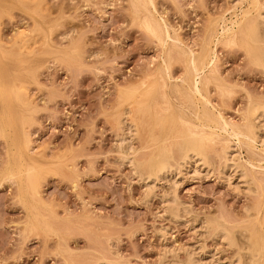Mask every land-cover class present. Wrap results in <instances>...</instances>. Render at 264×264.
I'll use <instances>...</instances> for the list:
<instances>
[{"label": "rangeland", "instance_id": "rangeland-1", "mask_svg": "<svg viewBox=\"0 0 264 264\" xmlns=\"http://www.w3.org/2000/svg\"><path fill=\"white\" fill-rule=\"evenodd\" d=\"M257 1L0 0V264L231 263L218 227L264 247V122L246 116L264 103ZM206 49L201 95L251 143L194 116L188 54ZM186 129L206 138V167L152 183L160 157L181 162Z\"/></svg>", "mask_w": 264, "mask_h": 264}, {"label": "bare ground", "instance_id": "bare-ground-1", "mask_svg": "<svg viewBox=\"0 0 264 264\" xmlns=\"http://www.w3.org/2000/svg\"><path fill=\"white\" fill-rule=\"evenodd\" d=\"M146 3V2H145ZM148 3L149 4H152V0H148ZM135 4H137L136 3V1H135ZM251 4H253L255 7H257V5H258V1L257 0H252V3ZM137 7V6H136ZM138 8V7H137ZM143 8V7H142ZM140 9V8H139ZM153 9V8H152ZM232 9V8H231ZM241 12V11H240ZM246 12V11H245ZM244 12V13H245ZM228 13V12H227ZM243 13V12H242ZM245 14H247V13H245ZM240 15V14H239ZM246 16V15H245ZM262 16V15H261ZM146 17V16H145ZM149 18V17H148ZM264 18V17H263ZM262 18V19H263ZM149 20V19H148ZM154 20V19H153ZM156 20V19H155ZM235 20V19H234ZM150 22V21H149ZM154 22H156V21H154ZM163 22V21H162ZM260 22V21H259ZM144 23V22H143ZM223 23V22H222ZM239 23H241V20H240V22ZM262 23H263V26H264V22L262 21ZM261 23V24H262ZM159 24V23H158ZM164 23H162V25L160 26L161 28L163 27V30H164V33H163V36H165V39L167 38V39H169V36H168V33H167V30H166V28H168V27H166L165 28V26L163 25ZM260 24V25H261ZM160 25V24H159ZM235 25H237L236 24V21L234 22H231L230 24H229V26H227V25H225L224 26V28H221L222 29V31H224V32H226V33H230V32H233L234 31V29H235ZM156 26V25H155ZM152 27V26H151ZM256 27H257V25H256ZM157 29H158V26H157ZM157 29H155V31L157 30ZM162 29H160V31H161ZM162 30V31H163ZM244 30V29H243ZM250 30V29H249ZM262 30H264V27H263V29ZM158 31V30H157ZM221 31V32H222ZM246 32V31H245ZM251 33V32H250ZM262 33H263V31H260V30H258V29H256V30H252V39L254 40V41H256V42H264V38H263V35H262ZM165 34V35H164ZM264 34V33H263ZM236 35V34H235ZM161 36H162V34H161ZM225 36V35H224ZM160 37V36H159ZM246 37V36H245ZM161 39H162V37H161ZM170 40V39H169ZM236 41V40H235ZM164 42V41H163ZM176 42V41H175ZM251 43V42H250ZM213 44H214V42H213ZM208 49V48H207ZM203 50V51H201V53H199L198 55H194L193 53H189L188 54V64H189V66H190V72H191V74H192V79H191V82H190V93H192V95L193 96H195V97H199V100H200V103H201V105H199V106H196V110H195V117H196V119H198V120H201L200 121V123H202V125L203 126H208V127H210V125L212 124V125H214L215 127H219V129L223 132V133H228V135H230V136H232V137H234L236 140H237V142L239 143L240 142V138H248V140L250 139V143L252 142V141H254V139H255V135H254V133L252 132V128L249 126H247L246 128H245V130H243V129H240V127H238V126H234V125H230L229 123H227L225 120H223V118H222V116L220 115V114H215V113H213L209 108H208V105H209V100H208V98L206 97V96H202L201 95V90H200V86H201V75L203 74V71L205 70V69H207V68H209L212 64H213V59H214V57H212V55L211 54H213L212 52H214V50H211V49H209V51L208 50ZM253 52V51H252ZM184 53V52H183ZM183 55V54H182ZM187 57V56H186ZM161 59V58H160ZM186 59V58H185ZM186 63V62H185ZM260 66V65H259ZM206 75V74H205ZM167 78V77H166ZM187 78V77H186ZM190 78V77H189ZM184 79V78H183ZM198 79H199V81H198ZM184 83V82H183ZM187 83H188V81H187ZM17 85V84H16ZM186 84H184V86H185ZM186 87H187V85H186ZM183 88V87H182ZM184 89V88H183ZM203 89V88H202ZM19 90V89H18ZM21 90V89H20ZM188 90V89H187ZM187 90H185V92L187 91ZM187 93H189L188 91H187ZM138 97V96H137ZM21 98V97H20ZM185 98V97H184ZM10 99V98H9ZM22 100V99H21ZM186 100V99H185ZM199 100H197V101H199ZM191 102V101H190ZM199 103V104H200ZM190 104V103H189ZM194 104V103H193ZM191 105V104H190ZM195 107V105H192V107ZM191 110V109H190ZM192 111V110H191ZM183 113V112H182ZM128 114V113H127ZM189 115V114H188ZM247 117H249V118H252V121H254V120H256V118H258V117H262V121L264 122V120H263V117H264V103H259V102H251L250 103V105H249V107H248V110H247V115H246ZM184 117H186V116H184ZM174 118V117H173ZM183 119V118H182ZM191 119V118H190ZM195 119V118H194ZM195 119V120H196ZM254 119V120H253ZM259 119V118H258ZM257 119V120H258ZM11 120V119H10ZM12 122V121H11ZM198 122V121H197ZM257 122H259V121H257ZM121 123V122H120ZM177 123V122H176ZM260 124H261V121H260ZM211 125V126H212ZM264 124H262V126H263ZM123 126V125H122ZM135 126V125H134ZM133 126V127H134ZM200 126V125H199ZM259 127H260V125H259ZM122 128V127H121ZM128 128H130L131 129V126L130 127H128ZM128 128H126L127 130H128ZM211 128V127H210ZM264 128V127H263ZM5 129V128H4ZM8 129V128H7ZM125 129V130H126ZM129 129V130H130ZM122 130V129H121ZM124 130V131H125ZM128 130V131H129ZM187 131L185 132V131H182V147H180L181 149H182V154H183V156H182V158H181V162L179 163V164H176V167H172V166H170L169 165V163H168V159L164 156V157H160L158 160H156L152 165H151V167H150V169H149V173L147 174V177L146 178H150V179H152V183H153V181H155L156 182V180H162V178L161 177H165V176H167V175H172L171 177H176L177 176V174H179V172H180V170H184V168H186L188 165L190 166L191 165V167H192V171L194 170V172L193 173H196V172H198V170L202 167V169L204 168V167H206V153L204 152V148H205V144H206V138L203 136V135H201V133H199V134H195V133H193L191 130H188V129H186ZM7 131V130H6ZM137 131V130H136ZM1 132H2V130H1ZM127 132V131H126ZM175 132V131H174ZM176 132H178V131H176ZM124 133V132H123ZM215 133V132H214ZM1 134V133H0ZM126 134V133H125ZM128 134V133H127ZM129 135V134H128ZM132 135V134H131ZM123 137H124V134L122 135ZM176 136V135H175ZM213 136V135H212ZM0 137H1V135H0ZM123 137H121L122 139H123V141H125V142H123V143H129V140H125ZM148 139H149V137H147ZM122 139H120V140H122ZM146 139V138H145ZM171 139V138H170ZM131 140V139H130ZM247 140V141H248ZM262 140V139H261ZM127 141V142H126ZM259 141V140H258ZM263 141V140H262ZM262 141H260L261 143H262ZM121 142V143H122ZM120 143V144H121ZM131 143V142H130ZM153 143V142H152ZM174 143V142H173ZM256 143V142H255ZM263 143H264V141H263ZM119 144V145H120ZM178 144V143H177ZM164 145V144H163ZM260 145V144H259ZM121 146V145H120ZM150 146V145H149ZM174 146V145H173ZM144 147H146V145L144 146ZM161 147V146H160ZM178 147V146H177ZM128 149H129V144H128V147H127ZM121 149H122V147H121ZM166 149V148H165ZM172 149V148H171ZM233 149V148H232ZM238 149V148H237ZM125 150V149H124ZM161 150H162V147H161ZM169 150V149H168ZM264 150V149H263ZM121 151V150H120ZM126 151V150H125ZM128 151V150H127ZM133 151V150H132ZM161 152V151H160ZM22 153V152H21ZM152 153V152H151ZM166 153V152H165ZM181 153V152H180ZM235 153V151L233 150V152L232 151H230V152H225V163H226V167H233V166H236V164L234 165V162H232V157H233V154ZM128 154V153H127ZM169 154V153H168ZM170 155V154H169ZM234 155H237V153H235ZM148 156V155H147ZM162 156V155H161ZM171 156V155H170ZM152 157V156H151ZM129 158V157H128ZM123 159V158H122ZM235 159V158H234ZM125 160V159H124ZM237 160H239L238 158H237ZM131 161V160H130ZM147 161V160H146ZM127 162H128V160H127ZM146 163V162H145ZM16 164V163H15ZM128 164H130V163H128ZM149 164V163H148ZM210 165H211V163H209ZM225 165V164H224ZM224 165H223V167H224ZM209 165H208V163H207V167H208ZM147 167V166H146ZM190 167V168H191ZM226 167H224L225 169H226ZM135 168H136V166H135ZM188 168V167H187ZM209 168H211V167H209ZM209 168H207V170H209ZM223 168V169H224ZM206 169V168H205ZM225 169H224V171H225ZM232 169V168H231ZM234 169H236V167L234 168ZM211 170V169H210ZM239 170V169H238ZM16 171V170H15ZM185 171H186V169H185ZM203 171V170H202ZM206 171V170H205ZM235 171V170H234ZM234 171H232V173H236V172H238V171H236V172H234ZM182 172V171H181ZM210 172V171H209ZM220 172V171H219ZM140 173V172H139ZM185 173V172H184ZM199 173H200V171H199ZM221 173H222V171H221ZM205 174H206V172H205ZM242 173H240V175H241ZM12 175V174H11ZM15 175H16V173H15ZM223 175V174H222ZM221 175V177L222 178H224L223 176ZM10 176V175H9ZM20 176V175H19ZM182 176V175H181ZM184 176H185V174H184ZM242 176V175H241ZM38 177V176H37ZM140 177H141V175H140ZM144 177V176H143ZM170 177V176H169ZM174 177V178H175ZM232 177V176H231ZM239 177V176H238ZM7 178H9V177H7ZM15 178V177H14ZM17 178V177H16ZM146 178H144V180L146 179ZM160 178V179H159ZM166 178V177H165ZM164 178V179H165ZM179 178V177H178ZM227 179H228V176L226 177ZM225 178V179H226ZM245 178V177H244ZM143 178H141V180H142ZM173 179V178H172ZM176 179V178H175ZM175 179H173V180H175ZM241 178H239V180H240ZM243 179V178H242ZM148 180V179H147ZM222 180H224V179H222ZM18 181V180H17ZM26 181V180H25ZM29 180H27V182H28ZM148 181H150V180H148ZM167 181V180H166ZM226 181V180H225ZM228 182H230L229 180H228ZM22 183V182H21ZM173 183H175L174 181H172L171 182V184H173ZM244 183H245V181H244ZM248 183V182H247ZM149 184V183H148ZM243 184V183H242ZM26 185V184H25ZM28 185H29V183H28ZM144 185V184H143ZM145 185H147V184H145ZM147 186H152V184L151 185H147ZM171 186H175V184H173V185H171ZM171 186H170V188H171ZM154 186H152V187H150L151 189L153 188ZM25 188H26V186H25ZM28 188H29V186H28ZM173 188V187H172ZM246 188V187H245ZM147 189H148V187H147ZM175 189V188H174ZM174 189H172V190H174ZM25 190V189H24ZM38 190V189H37ZM149 190V189H148ZM26 191V190H25ZM27 192V191H26ZM38 192H39V190H38ZM250 192V191H249ZM171 193V192H170ZM173 193V194H172ZM172 193H171V196L169 197V198H166V195L164 196V203L166 204L165 206H166V210L167 209H169V210H167V211H169V212H171V214L175 217L178 213V211H180L179 210V203H178V201H177V197L174 195V193H175V190H174V192L172 191ZM32 194V193H31ZM20 195H21V193H20ZM25 195V194H24ZM167 195H170V194H167ZM162 198V197H161ZM25 200V199H24ZM163 200V199H162ZM31 202V201H30ZM35 205H37V204H35ZM38 207H39V205H38ZM33 208V207H32ZM183 209V208H182ZM181 209V210H182ZM41 210V209H40ZM39 210V211H40ZM244 212H245V210H244ZM34 213V212H33ZM32 213V214H33ZM37 213V212H36ZM175 213H177L176 215H174ZM38 216H40L39 214H38ZM36 219V218H35ZM41 219H43V218H41ZM45 221V220H44ZM48 223V222H47ZM37 224V223H36ZM28 226V225H27ZM37 226V225H36ZM263 227V226H262ZM37 228V227H36ZM39 228V227H38ZM53 228V227H52ZM217 229V228H216ZM215 229V230H216ZM218 231H216V234H218L219 236L218 237H220L222 240H224V241H226L225 243L228 245V247L230 246V247H237V254H236V252H235V256H233V257H235L233 260L234 261H231V263H228L227 262V264H263V261H264V247L261 245V246H258V245H255V243L253 244V245H250L249 244V242H250V238H248L246 235V241H247V244H243L242 242V244L239 242H237L235 239H234V237L226 230V229H221V228H219L218 227V229H217ZM246 232V231H245ZM163 234V233H162ZM215 235V234H214ZM236 235V234H235ZM217 236V235H216ZM215 236V237H216ZM237 237V236H236ZM217 238V237H216ZM240 238V237H239ZM255 240V239H254ZM244 242V241H243ZM246 243V242H245ZM261 244V243H260ZM245 250H247V252L246 253H242L243 251H245ZM247 256L246 257V259H244V256ZM188 258H187V260L185 261V263L184 264H206V263H204V262H201V258L199 259V257H194V256H190V255H188L187 256ZM215 261H217V260H215ZM98 264H108L107 262H102V263H99V262H97ZM96 264V263H95ZM110 264V263H109Z\"/></svg>", "mask_w": 264, "mask_h": 264}]
</instances>
